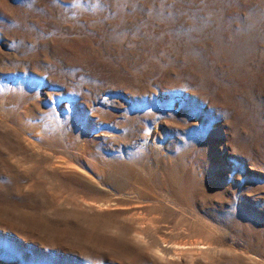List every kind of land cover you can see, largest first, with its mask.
Instances as JSON below:
<instances>
[{
  "label": "rangeland",
  "instance_id": "obj_1",
  "mask_svg": "<svg viewBox=\"0 0 264 264\" xmlns=\"http://www.w3.org/2000/svg\"><path fill=\"white\" fill-rule=\"evenodd\" d=\"M0 264H264V0H0Z\"/></svg>",
  "mask_w": 264,
  "mask_h": 264
},
{
  "label": "bare ground",
  "instance_id": "obj_2",
  "mask_svg": "<svg viewBox=\"0 0 264 264\" xmlns=\"http://www.w3.org/2000/svg\"><path fill=\"white\" fill-rule=\"evenodd\" d=\"M179 253V252H178ZM200 253V248H198V250L196 251V252H191V255L192 256H195V254L197 255V254H199ZM180 255H178L180 258H187V254L185 253V252H181V253H179ZM193 259H195V258H193ZM193 259H191V260H193Z\"/></svg>",
  "mask_w": 264,
  "mask_h": 264
}]
</instances>
